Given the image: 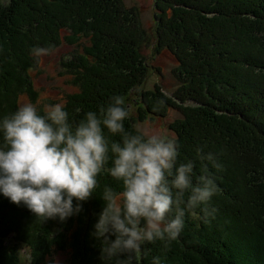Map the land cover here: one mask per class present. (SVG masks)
<instances>
[{"label": "trees", "instance_id": "obj_1", "mask_svg": "<svg viewBox=\"0 0 264 264\" xmlns=\"http://www.w3.org/2000/svg\"><path fill=\"white\" fill-rule=\"evenodd\" d=\"M122 1L8 0L5 5L0 0V117L22 103L38 109L60 103L69 119L78 122L84 112L106 106L111 96L122 95L128 102L132 93L135 107L124 122L126 130L146 119H162L169 110L180 111L181 117L167 125L179 145L178 161L193 159L200 148L221 165L215 172L218 192L210 201L215 217L207 223L187 218L179 238L166 250L159 241L145 244L133 264H152L154 256L164 264H264V0H161L164 6L153 0L157 17L152 48L172 57L171 74L178 81L168 96L158 83L152 90L141 88L151 68L163 74L144 60L148 29L132 41L141 22L137 10L128 14ZM191 10L207 16L200 19ZM63 41L81 47L61 62L72 91L40 98L42 89L35 90L29 71L40 70L35 66L39 52ZM234 127L244 133L238 147L248 159L221 149L220 129L234 137ZM97 180L94 196L63 223L41 222L23 206L0 197V264H24L19 248L37 264H56L53 255L58 252L67 255L66 264H110L89 233L103 188L118 193L119 186L106 171ZM24 225L31 232L25 237L20 233Z\"/></svg>", "mask_w": 264, "mask_h": 264}, {"label": "clouds", "instance_id": "obj_2", "mask_svg": "<svg viewBox=\"0 0 264 264\" xmlns=\"http://www.w3.org/2000/svg\"><path fill=\"white\" fill-rule=\"evenodd\" d=\"M132 112L122 95L84 112L78 122L60 103L40 109L20 104L0 117V197L41 222L63 223L82 211L106 171L119 192L103 188L89 233L102 245L103 258L133 264L143 246L156 241L166 250L187 218L207 223L215 217L210 201L221 165L200 148L193 159L178 161L179 145L166 128L138 122L125 129ZM152 264H161V257Z\"/></svg>", "mask_w": 264, "mask_h": 264}, {"label": "rangeland", "instance_id": "obj_3", "mask_svg": "<svg viewBox=\"0 0 264 264\" xmlns=\"http://www.w3.org/2000/svg\"><path fill=\"white\" fill-rule=\"evenodd\" d=\"M122 4L124 5L125 8H127V13L131 14V10H137L138 15L135 14V16L137 17V20H139L141 22V24H138L134 27V32H133V36L136 35V37L133 38L132 41H137L138 38H140L142 36V33L144 32V29H148L147 33L145 34L147 36L150 35V41H149V45L145 44L143 46L148 47L145 50V56H146V60L147 61V66L148 67H160L161 71H162V77L156 72L155 69L151 68L150 69V73L148 74V76H146L145 80L143 81L144 83L142 84L141 88L143 89H148V90H152L155 85L158 83L162 86L161 92L165 93L164 95L168 96L172 91H174L177 86H178V81L173 77V75L171 74V69L173 67V63L174 61L172 60V57L170 55H163L165 53V51H163L162 49L157 50L152 48L154 41H153V27L155 26V17H157L156 15V11L154 10V5H153V0H123ZM188 4H192V1H189ZM158 5L159 6H164V2L161 3V0H158ZM176 7H182L185 8V6H176ZM129 9V10H128ZM186 9V8H185ZM189 9V8H188ZM198 11L195 10H191V12L189 14H196ZM132 15V14H131ZM207 15H205L204 13H200L198 12V17L201 19L203 17H206ZM161 17H164V13H161ZM176 23H178L179 20H175ZM136 22V20H135ZM144 28V29H143ZM143 31V32H142ZM130 46L132 45V42L129 43ZM76 51L80 52L81 51V47L80 46H74L72 44H68L66 42H62L61 44H59L58 46L54 47V48H47L42 50L41 52L38 53L37 55V60H36V65L38 69H40L38 72H36V67L33 70H30V75L32 78V84L33 87L35 88V90L40 91L42 89V91H40V98H44L45 96L48 95V93L53 94V98H56V94L59 93H64V92H71L72 88L68 87L66 84V75L63 73V69L64 67H61V62L64 61L65 59L71 57L72 53H75ZM136 56V55H135ZM151 56H155L153 59H151ZM136 58L143 60L142 56L140 54H138L136 56ZM163 69V70H162ZM43 70V71H42ZM251 72H253V70H250ZM138 90H141L140 88H138ZM135 95L134 93L131 94V99L128 101V103H130L133 106V110L135 107V103L133 102L132 99H135ZM22 98H27L26 95H22ZM168 99L170 101H172L174 104H177L180 106V108L182 107V102L177 101L174 98L168 97ZM134 104V105H133ZM133 115L135 116V114L133 113ZM181 117V113L180 111L177 112L175 110H169L166 115L161 119V118H156L155 121H152L153 119L149 120L146 119L140 123H144V124H150L151 126L155 127V128H160V127H164L167 129V125L169 124L170 120H173L175 118ZM147 118H149V116H147ZM241 125L244 126V131H249V128L245 125V123L241 120H238ZM221 126H224V123H221ZM246 127V128H245ZM234 129L237 130L236 135H234V137H227V132L224 128H221V134H218L221 144L223 145V147H221V149H223L225 152L227 151H233L234 153H240L243 156V159H248L247 156L245 155V153H242V148L238 147L239 142L241 140V136L242 134H244L242 131H240L237 127H234ZM168 131V130H167ZM228 141L224 144V141ZM187 146H192L191 143H187ZM212 146H215V144H212ZM233 147V148H232ZM216 150V149H215ZM220 150V148H219ZM221 151V150H220ZM238 172V171H236ZM237 176V175H236ZM238 178V177H237ZM219 188V187H218ZM261 191L262 193H264V187H262ZM249 199V197H248ZM249 203H251L248 200ZM18 229V228H17ZM17 233V230L16 232ZM20 233L24 236H28L31 234L30 229L28 228V226H21L20 227ZM24 236V237H25ZM188 243H191L192 241L190 239L187 238L186 240ZM209 250V249H208ZM19 255L24 259L23 263L24 264H37L36 262L30 261L28 252L25 250V248H19ZM210 251V250H209ZM55 257V262L56 264H66V262H64L66 260V254L62 253V252H58V253H54L53 255ZM202 260L203 257L200 255L198 256V260ZM43 261V260H42ZM45 262V261H44ZM40 262L38 264H48L47 262ZM161 263L164 264V261L161 260Z\"/></svg>", "mask_w": 264, "mask_h": 264}]
</instances>
